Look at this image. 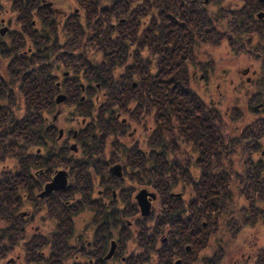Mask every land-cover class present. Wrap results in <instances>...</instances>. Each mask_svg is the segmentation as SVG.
<instances>
[{"label":"flooded vegetation","instance_id":"flooded-vegetation-1","mask_svg":"<svg viewBox=\"0 0 264 264\" xmlns=\"http://www.w3.org/2000/svg\"><path fill=\"white\" fill-rule=\"evenodd\" d=\"M7 1L3 8L0 0V107L7 108L9 115L17 107L22 115L24 86L35 82L46 97L42 81H47L48 68L55 76L58 72V92L55 96L50 92L52 108L70 100L73 112L79 109L81 118L78 129L60 128L57 132V113L48 125L49 134L43 131L39 141L26 150L25 157L33 156L31 162L14 157V134L2 120L0 208L5 207L0 216V239L8 244L7 264H222L227 259L225 235L242 237L240 244L250 246L244 235L255 225L264 228V201L249 206L243 199L244 204L236 206L233 202L238 197L232 189V204L223 210L220 189L195 188L197 181L201 185L208 176L213 178L212 166L220 164V144L210 147L206 137L199 142L191 140L188 133H180L181 127L175 128V117L180 115L171 110L166 118L165 111L159 110L165 105L161 96L166 97V93L158 92L159 62L167 56L169 74L174 75L171 58L181 50L178 62L186 75L183 93L192 91L200 101L220 111L218 99L206 102L202 96L213 78L221 95L220 79L210 78L213 69L207 68L202 58L203 45L207 44L203 30L194 29L193 39L179 46L174 36L190 33L175 29L184 26V21L170 15L169 30L160 28L157 0L148 13L142 0H134L136 31L122 32V39L116 42L126 50L116 70L111 61L97 67L100 64L90 57L88 48L96 38L102 43L101 33L95 32H109L107 39L114 41L119 33L117 24L127 25L125 17L116 20L113 0H102L103 6H96L109 20L104 28L97 29L90 15L92 5H84V0ZM215 11H209L215 29L207 31L220 32V39L213 43L223 42L230 36L225 32H233L229 44L238 52L245 49L249 56H255L254 63L238 71L233 89L245 97L233 106L234 118H263L264 0H231L228 8L222 2ZM231 21L233 28L229 27ZM249 32L262 39L255 51L250 46L252 38L243 40ZM145 48L152 50L151 57L145 58ZM169 80L173 88L174 79ZM46 113L44 109L41 115ZM223 113L229 117L228 110ZM217 138L220 141L219 133ZM260 138L259 154L250 159L264 164V135ZM59 156L63 157L60 165ZM219 172L215 171V176ZM160 180L167 181L166 187H159ZM97 185L101 187L95 191ZM208 194L214 198L208 199ZM26 203L27 209L22 210ZM87 209L92 215L84 226L88 238L82 239L84 231L79 233L76 227L80 214ZM37 219L42 225L34 224ZM254 243L248 248L245 264L262 263L264 236L263 244ZM6 255L0 253V264H5ZM233 264H241L240 258H234Z\"/></svg>","mask_w":264,"mask_h":264},{"label":"trees","instance_id":"trees-1","mask_svg":"<svg viewBox=\"0 0 264 264\" xmlns=\"http://www.w3.org/2000/svg\"><path fill=\"white\" fill-rule=\"evenodd\" d=\"M86 4H91L93 10L90 15L94 18L93 28H104V24L107 20V15L104 10L98 11L96 6H103L102 0H84ZM114 1V14L116 20L120 17H125L127 25L124 26L117 24L116 37H113L114 41L107 39L109 32H95V34L101 33V47L103 53V60L107 58V62H112L118 67V62L122 60L125 51L122 46L116 45V42L122 39V32H135L136 25V9L133 7L134 0H113ZM190 1V6L187 4ZM199 2V1H198ZM196 0H157L158 5V18L160 28L169 30L172 24L168 25V21H171L169 16H178L179 19L184 21V26L175 27V29H182L181 32H190L187 35L174 36V42L182 46L193 39L192 32L194 29L203 30V37L206 42H216L220 39V32H207L215 29L214 20L210 19L209 11L202 9ZM143 6H147V13L152 5L155 4V0H142ZM90 6V5H87ZM142 10V9H141ZM146 10H144L145 13ZM168 16V18H167ZM106 19V20H105ZM230 28H233V21L230 22ZM217 27V25H216ZM120 29V30H119ZM233 37V32H228V36ZM132 39H135L134 35H128ZM229 36V37H230ZM151 33L148 38V43L151 42ZM228 37V38H229ZM164 38L167 39L166 34ZM213 43V42H212ZM232 45V44H231ZM99 47V46H97ZM166 53V52H164ZM152 50L147 52L145 58L151 57ZM182 54L181 50H177L171 60H174V75L169 74V66L167 62L170 60L168 57H162L160 64L158 65L160 71L158 73L159 93H166L161 96L160 101H164L163 107L159 106L160 111H165V117L171 110L176 116L174 122L176 130L181 127L180 133L189 134L191 140L202 141L206 137L207 142L210 143V147H214L220 144V164H213V178L207 177L205 184H199L196 182L195 188H202L204 190L220 189V209L223 210L226 206L232 204L233 194L232 189L237 188L239 195L244 199L249 206H255L259 200L264 201V164L255 163L252 158L254 153L259 150L260 136L264 135V117L251 120H245L242 128L236 129L238 120L243 119L234 118V110L229 113V117H225V113L216 110L215 108L200 101L192 91L183 93V83L185 78V71L182 64H179L178 59ZM95 62L97 67H103L106 62ZM162 62L164 64H162ZM178 62V63H177ZM150 75V73H149ZM174 76V77H173ZM151 75L149 80H151ZM169 78L174 79V87L172 88V81ZM49 81V79H47ZM151 85V82H149ZM173 89V90H172ZM40 84L35 82L24 86V105L25 112L19 115L17 107L13 112V115L6 114L7 108L0 107V126L3 125V119L5 120L4 126L7 125L14 134V157L16 159H23L22 161L31 162L32 155L27 156L26 150L33 146L34 142H38L40 135L43 131L49 134L48 125L49 117L41 115L42 110L50 112L52 110L53 99L48 95L44 97L40 94ZM172 90V92H171ZM151 91V90H150ZM169 102V103H168ZM168 104L170 106H168ZM179 113V114H178ZM9 115V116H8ZM8 116V117H7ZM2 118V119H1ZM228 118V119H227ZM167 120V119H165ZM13 125V126H11ZM255 125L258 129H251L250 127ZM11 126V127H10ZM6 127V126H5ZM7 129V127H6ZM253 131V132H252ZM258 131V132H257ZM220 135V141L217 138V134ZM204 136V137H202ZM260 138V139H259ZM6 145L9 143V139L6 138ZM48 139V138H47ZM52 140V137L50 138ZM11 140V139H10ZM42 141V140H41ZM4 145V146H6ZM10 146V145H9ZM48 156H51L49 151ZM219 165V166H218ZM25 168V165H22ZM216 168V170H215ZM215 171L219 172L215 176ZM167 181L160 180L159 187H166ZM214 198L212 194H208V199ZM230 199V200H229ZM5 205L0 208V215L3 216ZM212 209H208L210 214ZM7 245L0 239V253L5 254L7 252ZM264 264V246L262 249V263Z\"/></svg>","mask_w":264,"mask_h":264},{"label":"rangeland","instance_id":"rangeland-1","mask_svg":"<svg viewBox=\"0 0 264 264\" xmlns=\"http://www.w3.org/2000/svg\"><path fill=\"white\" fill-rule=\"evenodd\" d=\"M199 1L202 3V5H206V8L208 9V11H210L213 14H215L217 12L215 10L217 9L219 3L223 2L225 5V8H228L230 6V3H231V0H221V1L220 0H199ZM1 2H2L3 8L7 7L9 4L7 0H1ZM75 3H76V1H75ZM225 33H226V36H228V32H225ZM113 36H114V34H113ZM243 38H244L243 39L244 42H247V40L249 38H252L253 42L250 44V46L253 47L254 51L257 50V48H256L257 42L259 39H261V37H259L257 35V33L253 34V33L249 32V33L245 34V36H243ZM212 42H213V40H212ZM212 42H207L206 45H203V46H205V47H203V48H205V52L203 53L202 58H204L207 61V64L205 66L207 68L213 69L209 73L210 78L216 76L217 78L220 79V93H221V95L219 97V95H218L219 90L215 88V79L213 78V79L209 80L211 82L209 84V89L207 90V92H205V94L202 93L203 94L202 96L204 97L206 102H211L212 99H218L220 101V104H219L220 105V111L223 113L226 110H228L230 113L232 111L233 106L238 104L240 101H244V100H241V98L245 97L244 95L239 96L237 93L234 92V89H233V86L237 83L236 78H237V76H239L238 71L242 67H244L246 65H250L251 63H254V59H255L254 57L255 56H252V57L249 56L248 51L245 49L242 52H238L237 49L235 50L234 46L229 44V40L227 37H225L224 41L221 43L219 42V43L215 44ZM95 44H99L100 46L97 47V45L95 46ZM93 46H94V50L92 49ZM100 47H101V43L98 41L97 38L95 39L94 44L91 43L88 45V48H91V50H89V55L94 60V62H96V61L99 62L103 59V53H102V50L100 51ZM147 51H149V49L145 48L143 50V55H146ZM252 53L256 54L258 52L256 51V52H252ZM55 55H56V53H55ZM101 62H107V58ZM115 68H116V70H118L117 69L118 67H115ZM48 70L49 69L47 68V71L45 72V77L47 79H49V81H44V82L42 81V83L45 84L46 95L50 96V92H55L54 93V96H55L58 92L55 90L56 80L58 79L56 76H58V72L56 73V76H55L54 70H50L49 72H48ZM231 79L233 80V84L230 83ZM192 85L197 87V84L195 82ZM202 92H204V91H202ZM57 98H58V95L56 96V99H55V101L58 103ZM73 108H74V106L72 105V101L68 100L67 102H65V104H59V105L54 106V108H52V110H50V112L46 113L47 117H49V123L52 121V118L58 113V120L54 121V123L56 125V131L57 132H58V129H60V128L65 129V130L74 131L80 127L79 124L77 123L81 119L80 116H78L79 109H78V112L75 113V112H73ZM83 108H84V106H83ZM57 110H58V112H56ZM86 118L89 119V117H86ZM248 119L251 120V117L249 115L244 116L243 119H241V121L237 122V124L244 125V121L248 120ZM47 133H49V132H47ZM97 134H101V133L97 132ZM48 139L51 140L50 138H48ZM261 148L262 149L264 148V139H263V145L261 146ZM258 154H259V151H258V153L254 154V156H257ZM61 155L63 156V154H61ZM60 159H63V157L60 158V156H59L58 164L60 162ZM8 163L9 162H7L6 164H8ZM13 169L16 170L17 168H13ZM76 182H77V180L75 179L74 183H76ZM100 187H101V185H97L95 188V191H96V189H98ZM234 190H236V192H233V193H234V195H236L238 197V199H234L233 204H235L236 206L244 204V200L238 194L237 188H234ZM52 201H53V199L51 200V202ZM39 204H42V201H40ZM27 205L28 204L26 203V204L22 205L20 208H22V210L27 209ZM91 215L92 214H91L89 209L83 211L80 214L79 220L81 222H79V227H76V229L78 230L79 233L84 231V232H82L84 235L82 237V239H85V237L88 238V236L86 234L87 228L84 226H85V223L91 219ZM34 224H41L42 225L40 219H37V221ZM249 230H250V232H249ZM31 231H35V229L32 228ZM8 233L9 232L6 231V233L4 235L5 242H7ZM263 236H264V228L262 227V225L261 226L255 225V227L248 229L247 233H245L244 238L248 239V242H250V246H247V245L243 246L242 243L240 244V242H242L241 241L242 237L241 238L240 237H234L233 238L232 236L225 235L227 259H224V261H222V264H233V260L236 257L240 258L241 264H245V258H246L247 253H248L247 252L248 248L254 247L255 241L258 242V245L263 244ZM42 249H45V248H42ZM20 252L23 253V250L21 249ZM53 252H55V249L53 250ZM242 252H244V256H241ZM16 254H18V253L16 252L15 256H16ZM9 256L8 257H7V255L5 256L3 263L7 264Z\"/></svg>","mask_w":264,"mask_h":264},{"label":"water","instance_id":"water-1","mask_svg":"<svg viewBox=\"0 0 264 264\" xmlns=\"http://www.w3.org/2000/svg\"><path fill=\"white\" fill-rule=\"evenodd\" d=\"M57 101H58V98H57Z\"/></svg>","mask_w":264,"mask_h":264}]
</instances>
